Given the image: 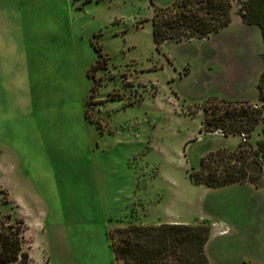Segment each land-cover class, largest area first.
I'll return each instance as SVG.
<instances>
[{"label": "rangeland", "instance_id": "374dc122", "mask_svg": "<svg viewBox=\"0 0 264 264\" xmlns=\"http://www.w3.org/2000/svg\"><path fill=\"white\" fill-rule=\"evenodd\" d=\"M176 1L0 0V220L22 222L29 264H114L116 228L234 223L226 194L189 176L209 151L238 147L201 132L204 109L257 89L262 39L238 18L157 49L153 17ZM233 40L248 54L236 64L251 66L236 79L222 53ZM260 140L258 126L249 142ZM246 201L262 227L247 264H264V214Z\"/></svg>", "mask_w": 264, "mask_h": 264}, {"label": "trees", "instance_id": "16d2710c", "mask_svg": "<svg viewBox=\"0 0 264 264\" xmlns=\"http://www.w3.org/2000/svg\"><path fill=\"white\" fill-rule=\"evenodd\" d=\"M239 5L236 14L246 25L257 26L264 42V0H249ZM233 12V0H177L153 17L154 45L160 49L169 41L209 39L231 24ZM262 59L264 63V54ZM257 91V105L223 100L220 102L225 108L205 107L202 133L221 131L225 137L244 135L245 140L236 150L223 148L206 154L200 168L189 176L194 185L213 190L245 183L264 187V69ZM258 126H261V140L254 145L249 139ZM210 236L211 228L207 224L131 225L109 232L114 264H210L206 256ZM30 261L22 222L0 220V264Z\"/></svg>", "mask_w": 264, "mask_h": 264}, {"label": "crops", "instance_id": "0c3cea01", "mask_svg": "<svg viewBox=\"0 0 264 264\" xmlns=\"http://www.w3.org/2000/svg\"><path fill=\"white\" fill-rule=\"evenodd\" d=\"M233 15L235 16H233L234 20L232 18L231 24L225 29L221 30L220 32L214 34L213 36H217L222 31H226L229 27H231L233 23H237V25L240 24V21L238 20V18L240 17L236 13H234ZM240 20L242 21L241 18ZM242 24L245 27L246 31L252 30V31H255V33L257 34H260L261 36L262 42H260V47L262 51L257 54L258 57H257V60H255L257 64H256V68H254L256 71V74L258 73L260 74L261 72H263L262 67L264 69V63L262 59V56L264 54V42H263L262 33L257 26H248L243 21H242ZM222 49H223L222 53L225 54L224 58L228 62L229 60H231V63H233L230 65L228 70L233 74L234 79L237 78V74L241 72H248L250 70L251 66H248V64L246 66L244 64V67H243V65L239 62L238 64H236L237 61L234 59L235 57H238V53H241L243 57L248 56V54H246L244 50L246 48L244 47L243 44L238 43L235 40H233V41L227 42L226 45ZM242 81L240 82L241 84H242ZM239 89L243 92L245 91V87H239ZM249 92L250 91L248 89V93ZM241 101L249 102L255 105L258 104L259 94H258L257 89L255 91L253 89L251 91V94H249L247 97H242ZM208 135L211 137H219L222 139L227 138L225 136H221L218 134H208ZM233 137H236V139L239 140V145H238L239 147L240 144L242 143L241 137L239 136H233ZM227 141L228 140H225V143ZM238 147L237 146L231 147L227 144H224L217 149L209 151L208 153L214 152V151H217L223 148L233 151V150L238 149ZM213 191H216L218 195L225 193L227 196L225 197L226 202L224 204L226 205V207L223 208V212H230V209H229L230 205H234L236 208H234V212L232 211L229 213L230 215L234 217V223H231L229 227L224 226V225L219 226L216 224H213L211 227L210 240L206 246V256L210 264H244V263H249L251 260H252L251 262L253 263V259H251L249 256L252 253L253 255H256V252L260 249L259 248L260 245L258 244L259 243L258 237L260 236L258 235L260 234L262 227L260 223H257L256 225H254L253 223L249 224L247 222L245 217L247 216V213L249 212L245 209L240 210L241 208L240 204L243 203L242 199L247 200L246 202L253 201V203L255 204V209L254 211L251 212L252 215L259 216L261 213L264 214V205L263 207L261 206L262 204H264V187L256 188L249 183H245V184H234V185H231V186H228L222 189H216ZM229 193H231V197H239V196L240 197L232 199L229 196ZM218 205H221V204H218ZM235 217H236V220H235ZM162 224L198 225V224H204V223L198 222L196 224H192L186 221L170 220L166 223H160L158 225H162ZM229 228L230 229L232 228V231H231L233 232L232 234L230 231H228ZM242 239L244 241H248L250 239L249 244L254 245V248H252V246H247V245L242 244L240 242ZM250 247L252 248L251 250L248 249ZM246 250H249L251 253L246 252Z\"/></svg>", "mask_w": 264, "mask_h": 264}, {"label": "built area", "instance_id": "2783aa9c", "mask_svg": "<svg viewBox=\"0 0 264 264\" xmlns=\"http://www.w3.org/2000/svg\"><path fill=\"white\" fill-rule=\"evenodd\" d=\"M221 135H223V133L221 132V131H218ZM241 138H242V140H245V136L244 135H242L241 136Z\"/></svg>", "mask_w": 264, "mask_h": 264}]
</instances>
